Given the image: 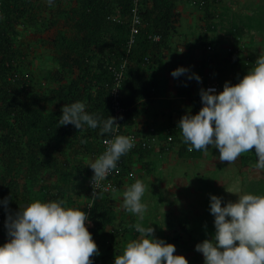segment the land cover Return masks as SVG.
Returning <instances> with one entry per match:
<instances>
[{
	"label": "trees",
	"instance_id": "trees-1",
	"mask_svg": "<svg viewBox=\"0 0 264 264\" xmlns=\"http://www.w3.org/2000/svg\"><path fill=\"white\" fill-rule=\"evenodd\" d=\"M220 1L139 0L141 26L128 49L132 0H53L51 5L48 0H0V201L10 198L7 207L0 203V237L4 239H0V246L8 241L7 214L37 199L63 200L66 206L88 213L92 223L88 230L99 250V255L90 258H96L101 264H114L113 259L109 261L113 248L120 251V246H125L122 242L139 237L132 226L141 220L120 207L123 193L137 179L143 181L146 189H153L155 181L160 180L156 174L162 162L158 159L172 150L180 159L202 157V150L188 151L189 145L177 127L183 114L176 122L168 121L166 136L162 134L165 127H152L150 134H145L150 139L146 143L139 141L144 143L141 146L133 145L118 161L116 172L108 177L112 190L107 193L99 190L93 198L89 181L94 172L88 166L103 152V141L113 138L114 132L101 134L100 128L85 126L79 130L71 124L61 126V109L65 104L81 101L89 113L104 119L114 117L111 90L115 75L121 72L118 100L125 110L117 123L120 131L115 135L131 131L142 134L133 124L141 114L142 104L154 91L153 68L160 62L161 50L176 30L180 18L178 5L196 7L201 13L203 28L210 35L216 30L222 31L235 47L244 31L264 30L261 7L252 15L242 16L227 11V7L220 6ZM26 32L39 36L40 46L51 60L50 67L40 68L38 75L31 70L33 61L27 52L18 47ZM217 44L207 34L198 39L199 47L205 52L201 77L208 69L215 73V68H211L214 55L207 54L206 47L215 51ZM233 54L227 61L231 70L241 69L235 78H243L258 57L248 60L241 59L244 55L236 58ZM199 99L200 94H193L197 109L193 115L203 106ZM251 152L255 153V148ZM251 152L242 154L243 166L248 165ZM201 180L198 178V182ZM244 190L243 194L264 195V180L250 181ZM209 208L206 201L197 238L214 235V216ZM174 217L167 214L163 218L167 220L163 228L169 233L175 230ZM169 218L173 220L168 221ZM178 225L186 237L169 236L168 243L175 245L174 255H183L189 264H195L197 254L188 243L195 241L191 231L198 226L196 218L181 219ZM159 233L163 239L168 236Z\"/></svg>",
	"mask_w": 264,
	"mask_h": 264
},
{
	"label": "clouds",
	"instance_id": "clouds-1",
	"mask_svg": "<svg viewBox=\"0 0 264 264\" xmlns=\"http://www.w3.org/2000/svg\"><path fill=\"white\" fill-rule=\"evenodd\" d=\"M48 3L51 5L53 0ZM227 46L235 47L232 43ZM243 55L244 50L239 57ZM189 71L178 67L171 75L178 78ZM212 75L220 91L197 85L203 106L195 115L189 110L178 122L188 151H208L211 145L219 150L221 161L233 162L240 154L255 148V167L264 170V55L256 59L255 66L235 85L229 81L222 88ZM187 78L201 81L195 73ZM61 113V126L71 124L79 130L85 126L100 128L101 134L112 133L119 127L115 117L104 119L89 113L81 101L65 104ZM133 125L143 133L124 132L106 140V150L89 164L94 172L93 185L99 186L100 181L114 172L118 161L133 145L141 146L150 139L145 136L152 131L151 126H144L138 118ZM145 191L143 181L137 179L123 193L124 209L138 215L140 220L147 212V205L142 202ZM96 196L94 191L93 198ZM9 200L6 197L0 203L7 207ZM209 211L214 216V235L196 245L204 264H264V195L243 194L235 202L226 203L211 195ZM86 221L91 223L86 211L66 206L63 200L37 199L19 207L15 213L7 214L8 241L0 246V264H94L90 257L99 255V250ZM132 227L140 235L127 243L123 254L115 256L114 264H189L183 255H174V244L156 237L152 226L136 223Z\"/></svg>",
	"mask_w": 264,
	"mask_h": 264
},
{
	"label": "rangeland",
	"instance_id": "rangeland-1",
	"mask_svg": "<svg viewBox=\"0 0 264 264\" xmlns=\"http://www.w3.org/2000/svg\"><path fill=\"white\" fill-rule=\"evenodd\" d=\"M220 6L227 7V11L240 13L242 16L249 14L252 15V13H254L253 11L258 7H261L260 10L264 9V0H221ZM186 13H189L190 15H200L199 17H201L200 11L194 6H190L186 10ZM199 23L201 30L203 31V27H205L204 23L202 21H199ZM180 28L185 34H190L189 30H193L194 33H196L195 25L189 26V24L182 23ZM211 34L216 37V41L220 39L221 47L219 48L224 51V54L222 52L223 56L226 55V46L231 42L220 30H216ZM40 41L38 35H34L33 32H26L20 38L18 44V47L25 50L29 59L33 61L31 70L36 73V75H38L40 68H49L51 62L50 57L46 55L43 51V47L40 46ZM238 44H243L245 46L244 57L241 59L250 60L251 58L264 55V30L253 29L251 31H244ZM216 51L217 50H215L212 55H219ZM217 65L219 70L218 68H215L214 75L215 81H217L218 84L231 81L233 76L239 74V71L241 70L236 68L235 70H231V64L227 61V58L224 63H218ZM151 99L153 98H149L148 101ZM155 111V108L149 109L142 113V116L154 120L158 127L164 126V117L160 116L156 118V116H154ZM167 133L165 127V129L162 130V134L166 136ZM208 149V151L202 150V157L195 159L194 161L168 159L171 160V162H168L170 165H158L157 169L160 170V172L156 175L160 176V180H158V182L155 181V186L152 187L153 189H150L149 187L147 188L148 190L146 189L144 194L145 198L142 199V202L147 205V212L144 215L143 220L140 221L141 224L145 227L152 226L155 229V235L158 238H162L159 232L168 235L167 238L164 239L167 243L169 236L186 237L185 233L178 225L179 220L196 218V224H198V226H195V230L191 231L192 239L195 241L188 243L189 248H195L197 254L195 264H204L203 254L196 251V245L203 242L205 239L212 238L206 237L205 239H202L195 236L196 233L198 234V232H200V225L202 224L201 216L202 212L205 210V202L209 201L210 204L211 195L221 197L225 203L228 201L235 202L239 195H243V192L245 191L244 189H246L250 181L264 180V170L255 167L257 157L255 153L251 152V150L248 151V153L251 152L252 158L248 160V165L243 166L240 158L242 154H246L247 152L240 154V156H238L233 162H223L219 158L218 149L211 145L208 146ZM158 161L161 162L160 159H158ZM198 178H201L202 180L198 182ZM152 179L155 180L154 177ZM202 187L205 189H202ZM209 189H211V192ZM154 206H156V208H153ZM120 207H123V205H120ZM116 209H118L117 206ZM169 213L175 216V230L170 233L166 228H163L167 223V220L165 219L163 221V218L166 217L167 214L170 215ZM132 214L134 215V213ZM136 216L137 220H140L139 216ZM176 217L179 219H177V222L175 221ZM128 218L129 217L127 216L126 220H128ZM172 220L173 219L171 218L168 219V221ZM163 230L165 231L163 232ZM127 243L122 242V244L125 245L124 247H126ZM121 246L120 251H116V249L113 248L114 253L109 261L112 259L114 261L116 255L123 254L125 248Z\"/></svg>",
	"mask_w": 264,
	"mask_h": 264
},
{
	"label": "crops",
	"instance_id": "crops-1",
	"mask_svg": "<svg viewBox=\"0 0 264 264\" xmlns=\"http://www.w3.org/2000/svg\"><path fill=\"white\" fill-rule=\"evenodd\" d=\"M189 7V5H185L184 3L178 5L177 12L180 14V18L178 24L176 25V30L171 34V36L168 38L166 46L161 50L160 62L156 64L155 68H153V82L155 84L154 91H152L150 97L153 99L150 101L146 100L142 104L141 114L138 117L140 123L146 125L148 124L147 126L162 129V127L167 125L169 120L171 122H176L180 114L185 115L189 110L191 111V114L197 112V109L193 104V94H199L201 89H199V87L196 85L197 81L195 79L189 80L187 77L191 73L198 74L199 76L201 75L202 60L203 56H205V52L198 45V39L200 36L207 34L214 40H216V37H214L212 34L210 35L205 29L203 31L201 30L199 23L200 15H190L189 13H186V10ZM182 23L189 24V26L195 25L196 33H194L193 30H189L190 34H185L180 28ZM217 43L216 52H218L219 55L214 56V61L211 66L214 68H218L217 64L224 63L226 60V55L223 56L224 51L219 48L221 47L220 39L217 40ZM178 67H185L190 71L189 73L181 75L178 78H174L171 75V72ZM234 79L235 76H233L230 82L232 83ZM223 85L224 84H220L222 88ZM152 108L156 109L154 113L156 118L160 116L164 117V126L158 127L154 120L142 116V113ZM168 159L179 160L180 157L176 154L175 150H172L168 152L164 158L160 159L162 162L161 165H170L168 162H171V160ZM180 160L187 161L186 159ZM188 160L194 161L195 159ZM135 217L136 215L134 214V218Z\"/></svg>",
	"mask_w": 264,
	"mask_h": 264
},
{
	"label": "built area",
	"instance_id": "built-area-1",
	"mask_svg": "<svg viewBox=\"0 0 264 264\" xmlns=\"http://www.w3.org/2000/svg\"><path fill=\"white\" fill-rule=\"evenodd\" d=\"M138 2L139 0H132V7L130 9V13H129V35H128V41H127V48L130 49V47L132 46V44L134 43V37L135 35H137L139 28L141 26V19H140V15H139V11H138ZM117 22H120L118 19L116 20ZM155 40H158V37L154 38ZM243 44H238L236 45V47L233 46H227L226 48V52L228 55H231V53H234L233 55H235L236 57L242 55L243 53ZM206 52L209 55H212L214 50L211 49L210 46L206 47ZM233 58H235L233 56ZM255 65V63H254ZM211 70H207L205 75L201 78L200 82H197L198 86L201 89H208V88H214L217 92L220 91V89L218 88L216 82H214L212 79L214 78L212 75V72H210ZM121 78H122V73H118L115 75V85L112 87L111 90V95H112V100H113V111H114V117L116 118V123L119 122L120 119V115L123 112L122 107L120 106V102H119V97H120V82H121ZM117 128L114 130V136L115 134H117ZM131 137V136H130ZM132 141H133V137ZM112 139V138H110ZM109 140V139H108ZM105 141H103V152L106 150L107 145L105 144ZM103 152L99 153V155H101ZM97 156V157H98ZM112 175V172L102 181L99 182V186L97 185H93L92 183V179L89 181V186H91V195L93 196L94 191H96V193H98L99 190H101V192L107 193L109 191L112 190V182L111 180L108 178L109 176ZM91 202L88 203V207H90ZM86 227L92 228V223H88L86 221ZM93 260L94 264H101L96 258H90Z\"/></svg>",
	"mask_w": 264,
	"mask_h": 264
},
{
	"label": "water",
	"instance_id": "water-1",
	"mask_svg": "<svg viewBox=\"0 0 264 264\" xmlns=\"http://www.w3.org/2000/svg\"><path fill=\"white\" fill-rule=\"evenodd\" d=\"M239 79L241 78H235L234 81L232 82L233 85L237 84L239 82Z\"/></svg>",
	"mask_w": 264,
	"mask_h": 264
}]
</instances>
